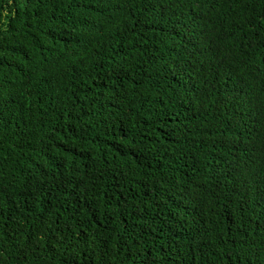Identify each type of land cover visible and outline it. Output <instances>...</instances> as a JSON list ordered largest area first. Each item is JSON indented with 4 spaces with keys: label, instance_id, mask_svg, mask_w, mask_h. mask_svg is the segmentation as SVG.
Listing matches in <instances>:
<instances>
[{
    "label": "trees",
    "instance_id": "obj_1",
    "mask_svg": "<svg viewBox=\"0 0 264 264\" xmlns=\"http://www.w3.org/2000/svg\"><path fill=\"white\" fill-rule=\"evenodd\" d=\"M0 264H264V0H0Z\"/></svg>",
    "mask_w": 264,
    "mask_h": 264
}]
</instances>
